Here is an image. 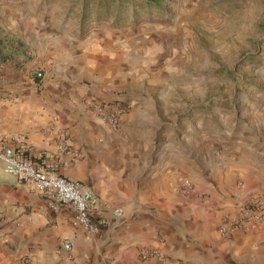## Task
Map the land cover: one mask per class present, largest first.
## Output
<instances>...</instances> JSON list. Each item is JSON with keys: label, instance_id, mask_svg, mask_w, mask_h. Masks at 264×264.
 <instances>
[{"label": "crops", "instance_id": "1", "mask_svg": "<svg viewBox=\"0 0 264 264\" xmlns=\"http://www.w3.org/2000/svg\"><path fill=\"white\" fill-rule=\"evenodd\" d=\"M40 2L0 0L1 44L40 40L29 34ZM93 55L0 58V136L22 137L34 161H53L58 175L79 181L97 200L93 221H104L86 233L71 208L49 209L0 167V264H264V222L230 237L218 232L225 214L264 196V109L224 141L194 134L156 148V100L138 89L151 58ZM99 107L125 108L117 131ZM144 250L161 260H142Z\"/></svg>", "mask_w": 264, "mask_h": 264}, {"label": "rangeland", "instance_id": "2", "mask_svg": "<svg viewBox=\"0 0 264 264\" xmlns=\"http://www.w3.org/2000/svg\"><path fill=\"white\" fill-rule=\"evenodd\" d=\"M65 4L41 0L29 32L40 40L18 48L0 42V58H151L135 87L156 100V148L194 134L224 141L232 126L263 112L264 0Z\"/></svg>", "mask_w": 264, "mask_h": 264}, {"label": "built area", "instance_id": "3", "mask_svg": "<svg viewBox=\"0 0 264 264\" xmlns=\"http://www.w3.org/2000/svg\"><path fill=\"white\" fill-rule=\"evenodd\" d=\"M40 78L41 72H36ZM125 108H98V115L103 123L117 129ZM0 167L3 172L13 177L18 183L28 185L40 194L46 206L58 211L69 207L73 210L75 222L86 233L96 235L99 226L104 223L93 221L97 200L95 195L85 189L79 181H74L58 175L53 161H34L29 148L22 137H16L12 142L0 136ZM184 186L182 191H188ZM117 218L122 216V209L105 204V209ZM264 222V196L252 198L245 203L236 215L225 214L218 232L222 237H230L237 232H251ZM64 250L70 249V244L63 245ZM142 260H161V256L152 250H144L140 254Z\"/></svg>", "mask_w": 264, "mask_h": 264}]
</instances>
